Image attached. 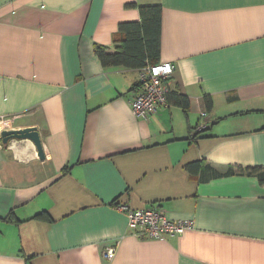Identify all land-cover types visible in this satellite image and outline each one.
Returning <instances> with one entry per match:
<instances>
[{"label": "crops", "instance_id": "0c3cea01", "mask_svg": "<svg viewBox=\"0 0 264 264\" xmlns=\"http://www.w3.org/2000/svg\"><path fill=\"white\" fill-rule=\"evenodd\" d=\"M149 5L157 63L175 70L167 107L142 119V68L97 48L113 54ZM28 128L42 158L2 142ZM249 168L264 173V0H0V264H264ZM120 205L192 227L139 239Z\"/></svg>", "mask_w": 264, "mask_h": 264}, {"label": "built area", "instance_id": "2783aa9c", "mask_svg": "<svg viewBox=\"0 0 264 264\" xmlns=\"http://www.w3.org/2000/svg\"><path fill=\"white\" fill-rule=\"evenodd\" d=\"M175 65L170 62H162L154 65H146L140 72L139 89L136 96L130 102V109L134 116L147 119L159 109L168 105L167 95L169 93L168 82L174 73ZM205 117L204 112L201 113ZM206 125H197L196 132L206 129ZM118 210L122 212L127 220L128 229L139 239L170 238L182 235L192 227L188 220H170L159 207H148L145 209H131L126 205H120ZM114 248H107L102 253L106 260L114 256Z\"/></svg>", "mask_w": 264, "mask_h": 264}, {"label": "trees", "instance_id": "16d2710c", "mask_svg": "<svg viewBox=\"0 0 264 264\" xmlns=\"http://www.w3.org/2000/svg\"><path fill=\"white\" fill-rule=\"evenodd\" d=\"M139 10V22L122 26L125 29V37L114 42L115 52L113 54L106 55L102 49L97 48L104 66L143 69L146 65L157 64L160 7L158 5L141 6ZM205 130L195 131L192 139L198 138L199 134ZM248 172L264 184L263 172L256 168H249Z\"/></svg>", "mask_w": 264, "mask_h": 264}, {"label": "water", "instance_id": "95a60500", "mask_svg": "<svg viewBox=\"0 0 264 264\" xmlns=\"http://www.w3.org/2000/svg\"><path fill=\"white\" fill-rule=\"evenodd\" d=\"M1 137L3 143H7L8 140H12V139H16V140L28 139L34 144L39 158L43 157L39 134L35 128H28L25 130H16L10 132L4 131L2 132Z\"/></svg>", "mask_w": 264, "mask_h": 264}, {"label": "rangeland", "instance_id": "374dc122", "mask_svg": "<svg viewBox=\"0 0 264 264\" xmlns=\"http://www.w3.org/2000/svg\"><path fill=\"white\" fill-rule=\"evenodd\" d=\"M206 114V113H205Z\"/></svg>", "mask_w": 264, "mask_h": 264}]
</instances>
